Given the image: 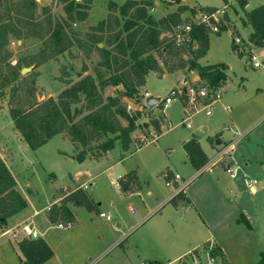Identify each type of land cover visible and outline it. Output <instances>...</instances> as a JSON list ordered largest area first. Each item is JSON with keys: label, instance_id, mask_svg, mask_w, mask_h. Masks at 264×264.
Listing matches in <instances>:
<instances>
[{"label": "rangeland", "instance_id": "1", "mask_svg": "<svg viewBox=\"0 0 264 264\" xmlns=\"http://www.w3.org/2000/svg\"><path fill=\"white\" fill-rule=\"evenodd\" d=\"M36 1L38 3L36 15L39 21H42L45 17H49L52 21H65L66 14L61 0ZM110 1H114L119 6L124 0H92L87 12L88 16L84 21L68 22L69 25L65 26L68 34L73 37V45L63 53L53 55L45 62L36 65V61L42 58L41 52L45 49L46 44L43 38L28 35L31 32L29 29L35 26L30 23L34 22L29 23L28 29L15 20L17 15H15L16 11L14 8L15 5L18 6L16 0H0L1 21H7L9 20L8 17H12L14 24L22 32L19 38L13 35L8 36V44L0 51L1 57H4L6 63L14 65L18 62L20 76L27 73L31 74L30 78L34 80L37 100H44L47 97L56 98L58 93L66 86L64 79L75 81L86 74L94 76V67L99 60L97 52L92 50L89 54H86L77 46L74 38L80 39L86 45H92L88 40L89 35L98 33L94 30V27L108 14ZM153 1L154 6L150 9V12L155 19L176 11L179 6L175 0ZM198 2L202 5L215 6L227 4L226 7L221 8H224L223 17L229 19L230 23L227 25L229 28H233V31H224L222 33L220 31L217 32L220 33L218 35L209 30V34L211 33L209 51L203 62L214 63L221 61L225 66L230 65L228 71L225 67L227 80L222 85L221 101L225 106L229 105L231 111L226 112L223 105L216 103L210 115H206L204 111H199L185 116L181 113V103L175 101L169 107L170 120L167 122L163 108L157 105L152 109L153 105L144 104L146 89L144 86H140L136 97H121V103L128 112L132 115H135L136 111L140 112V116L136 120L137 128L131 134L133 142L129 149L138 146L141 148L130 152L123 162L117 163L116 161L119 156L125 154L119 141H116L114 148L108 151L107 157L98 161L87 159L79 162L76 159H71L68 154H75L73 153L72 143L58 135L53 136L38 150H32L26 142L19 144V146H22L21 149L17 145L16 138L12 135L13 131L17 130L8 112L7 97L9 88L4 89L5 96L0 98V135L4 133L7 134L6 137H9V141L6 140L8 150L4 153L7 159L12 160L10 168L17 177L20 186H25L24 193L28 195L29 204L8 221L7 228H10L9 232L2 234L4 229L0 227V264L27 263L17 247L19 240L28 238L22 231V225L25 222L35 227L40 234L39 237L43 238L53 251L52 257L43 264H137V261L141 262L140 256L137 260H134L136 255L133 256L132 253L131 258H133V261H128L123 249L125 239L129 232L133 233L135 229L136 235L144 234L147 229L151 230V227L158 219V215L154 216V214L150 213L143 219L140 228L130 229L127 233L123 232L137 221L140 215L137 205H142L144 200V203L149 204L151 198L145 195L147 189L153 192V196L156 194H170L181 189L177 188L175 190V185H166V177L162 174L163 171L168 172V176H170V172L173 174L178 173L181 177L177 180V185H191V191L204 181L210 173L209 170H204L195 178L188 180L190 178L186 173L188 166L184 163L186 156L181 145L182 140H185L189 132L195 131L201 137L202 143L206 148L204 137L213 134V129L210 128L208 131H203L201 127L203 123L215 125V129H221L233 119V124L235 125L232 123L230 125L234 129L236 128L238 132L245 133L236 142L235 153L239 155L242 164L244 161H248L251 168H259L256 161L264 160V145L262 147L259 146L260 143L263 144L262 142H264V92L255 96L254 91L256 87L264 86V56L260 55L258 48L256 49L245 39L248 34L247 29H240L239 33L236 26L232 25V23L237 21L242 26L241 20L246 17L245 12L241 11L237 2L234 4L226 3L225 0H198ZM180 3H184L189 8L181 13V17L183 19L188 17L191 21L195 19L194 16L197 13H192L191 9L202 8L194 5L193 0H181ZM248 4L249 7H255L264 4V0H249ZM44 8H46V11L43 10ZM177 30L178 28L175 29V31ZM173 33L174 31L172 33L163 32L161 37L166 38ZM106 34L107 32L101 33L103 36H106ZM234 36L240 37L242 45L246 47H244L245 51L241 54L235 50ZM102 45H104L103 42L98 43V46ZM187 55L190 57L189 53ZM187 55L184 57L187 58ZM252 55L255 56L253 61H259L261 67H253L251 63ZM154 56L159 64L162 65L158 55L154 53ZM166 59L169 61V63L166 62L164 65L166 70L168 66L178 63L175 57ZM26 61H31L30 63L33 62V64L24 66ZM23 68H28L29 70L23 73ZM165 69L162 73L168 74L169 72ZM188 71L189 69L187 68H181L172 72H180L185 75ZM162 73L154 72L155 75H150L147 79L148 91L155 97L160 98V103H162L161 99L167 95L171 88L181 85L182 79L180 78L181 76L176 78L175 75L178 73L169 74L165 77H162ZM241 82L244 83L245 88L242 87ZM188 84L198 86L201 82L195 83L189 80ZM236 90L237 92H235ZM121 91V86H108L101 94L105 99L108 95H120ZM138 97L141 100L140 103L135 100ZM153 120L159 121L161 129L165 126L163 135L157 139H155V136L158 132L151 125ZM121 122L126 124L123 119ZM188 123L191 128L188 127ZM59 134L69 138L66 132ZM223 135L224 137H229L230 133L223 131ZM97 143V141H92L90 144L93 146ZM13 146L16 148L14 149ZM75 148L77 154L82 147L79 146L77 148L75 146ZM206 151L211 155L210 150L206 148ZM107 153L100 157L107 155ZM100 157L92 155V157L88 158L98 159ZM122 163L123 166H120ZM136 164H139L141 169L139 173L140 194L126 199L119 194L115 182L125 171L135 168ZM222 164L223 162H219L214 165L216 166L215 169L221 167ZM260 169V171L264 172V167ZM259 174H255V176L259 177ZM76 178L80 183L86 181L87 184H92L89 193L95 201V208L86 210L83 207H75L73 209L74 220L71 223L61 220L63 227H58V221L51 222L49 220L48 207L50 208L54 203L59 204L71 192L72 188L67 187V189H64V187L70 184L72 179ZM258 196L261 199L256 205V214H253L251 219L248 217L252 224V230H249L241 223V225H237V228H232L228 232L229 235H227L225 244L232 264H256L261 258L260 253L264 251V195L262 193ZM98 203L100 204L98 205ZM128 204H131L135 212L128 209ZM71 206H73V203L68 204L70 210ZM101 212L105 214L111 213V218L107 220L105 216L100 215ZM117 222L121 223L120 227L116 226ZM226 234L227 232L223 236ZM155 236L154 239L156 241L163 242L167 246H165L166 248L163 246L159 248L152 243H146L142 247V252L150 253L152 259H148L147 262L142 264H165L171 255L183 248V245L188 242L184 241L183 236L178 233L167 232L160 234L159 231H156ZM204 238L205 236L200 235L195 240L188 242V244L192 246L196 242L201 243ZM208 250L209 245L202 246V259H196L197 262L201 263L207 260L205 253ZM220 260L227 264L225 259L220 257ZM193 263H195L193 260L184 257L182 260L171 264Z\"/></svg>", "mask_w": 264, "mask_h": 264}, {"label": "trees", "instance_id": "2", "mask_svg": "<svg viewBox=\"0 0 264 264\" xmlns=\"http://www.w3.org/2000/svg\"><path fill=\"white\" fill-rule=\"evenodd\" d=\"M92 0H61L66 14L65 21H52L45 17L39 21L36 0H16L15 20L29 29V23L35 25L28 35L43 38L45 49L41 52L42 58L36 65L45 62L53 55H59L73 45L71 35L65 29L68 22L84 21L88 16L89 5ZM179 6L176 11L155 19L150 9L154 6L153 0H124L117 6L114 1L108 4L109 12L104 19L94 27L98 33L89 35L86 45L78 38H74L77 46L86 54L95 50L99 60L94 67V76L86 74L75 81L64 79L66 86L56 98L47 97L37 100L34 80L30 73L20 76L18 62L14 65L6 63L0 53V98L5 96L4 89L9 88L8 105L9 115L23 140L32 149L36 150L44 145L56 134L66 132L69 139L78 148L76 154L79 162L88 157H100L112 150L115 142L119 141L123 151L129 150L132 132L137 128L136 120L140 112L132 115L121 103V97H136L140 86L145 83L149 72H159L165 69L166 58L178 60V63L168 66L167 72L187 68L195 70L201 84L219 87L225 84L227 74L223 63L201 65L197 60L204 56L209 45V28L203 23H195L184 19L181 13L188 10L181 0H175ZM238 5L244 8L247 0H237ZM15 3V4H16ZM46 11V8L43 9ZM200 10L209 12L216 8L202 7ZM192 13L197 11L191 9ZM246 21L252 31L248 41L255 48L264 45V4L256 6L246 13ZM2 22L0 19V51L8 44V36L21 37L22 32L14 24L12 17ZM186 24L191 25L189 31L190 42L178 44L175 29ZM41 29V30H40ZM223 28H220L222 31ZM162 38L163 32L172 33ZM107 32L106 36L101 33ZM103 42L104 45L98 46ZM192 43H196L193 49ZM192 45V47H191ZM154 53L162 61L159 64ZM190 54V57L187 54ZM187 55V58L184 56ZM4 62V64H3ZM26 61L24 66H29ZM3 64V66H2ZM203 82V83H202ZM108 86L122 87L120 95H108L105 99L101 92ZM137 103L141 100L135 99ZM161 103L159 102L158 105ZM163 108V106H160ZM125 120L123 124L121 120ZM151 125L160 133L159 121L153 120ZM97 141L96 145H91ZM191 165L200 170L207 162V156L195 138L183 144ZM90 155V156H88ZM202 170L201 172H203ZM199 172V173H201ZM183 189L179 190L168 202L176 203L182 198ZM69 203L93 210L95 205L89 195L82 188L71 191L59 204L54 203L48 209V218L51 222L71 223L74 214L68 207ZM27 206V201L16 187V181L11 171L0 156V227L7 223V219L17 214ZM237 223L244 224L248 229L251 225L243 213L236 219ZM17 247L26 264H43L53 255L51 247L41 238H22ZM218 248H212L210 255L218 257ZM222 255V254H221ZM220 255V256H221ZM256 264H264V251Z\"/></svg>", "mask_w": 264, "mask_h": 264}, {"label": "crops", "instance_id": "3", "mask_svg": "<svg viewBox=\"0 0 264 264\" xmlns=\"http://www.w3.org/2000/svg\"><path fill=\"white\" fill-rule=\"evenodd\" d=\"M225 1L226 3L228 2L230 4L232 3L234 4L237 2V0H225ZM248 3H249V0H247V4L244 8L240 7L243 13L244 12L246 13L247 11L254 8V7H249ZM180 4H184V3H180ZM193 4L201 6V7H212L216 9H222L221 7L227 6V4L223 6H215V5H209V4L202 5L198 2V0H193ZM196 9H197L196 11L200 10L199 8H196ZM227 19L228 18L223 17V23L220 26V28L222 27L223 30L221 32L219 31L220 33L224 31H228V32L233 31V28L228 27L227 24L230 22H229V19L228 20ZM246 20H247L246 17H244V19L241 20L242 26H240L237 21L232 23V25L236 26V29L238 30L239 33H240V29H247L248 34H247V37L246 38L244 37V38L248 40V37L252 31V28L249 24H244L243 21H246ZM215 33L220 35V33H217V32ZM210 34H209V45H210ZM192 45H194L193 49L196 48L197 46L196 43H192ZM209 45H208L206 54L202 56L201 58H199L197 61L201 65L223 63L221 61L214 62V63L213 62H203V60H205L206 55L209 51ZM258 50H260V55L264 56V45L263 47L258 48ZM259 67H261V64ZM259 67H256V68H259ZM226 68L228 71L230 69V65L226 66ZM177 73L176 72H169L168 74L162 73V77H165L166 75H169V74L170 75L177 74L175 75L176 78H179L180 76H181L180 78H182L180 86L187 84L189 80L195 83L200 82L199 75L195 70H189L187 74L185 75L181 74L180 72H177ZM150 75H155V74L154 72L153 73L149 72L148 75L145 77V83L143 86L146 89V92L154 96L147 89V79H148V76ZM241 83H242V87L245 88L244 83L243 82ZM235 92H237V90ZM263 92H264L263 85L256 87L254 91L255 96H258L260 93H263ZM174 102L168 104L167 106H163V103L159 105V106H163V113H164V117L167 122L170 120V115L168 112L169 107ZM218 103L223 105V108L226 112L231 111V107L229 105H226V106H229V109H226V106L222 103V101ZM157 105L158 103L153 105L152 109L155 108ZM180 107L182 108L181 113L185 115L183 106L181 104H180ZM231 123L232 124L234 123L233 119H231V122L223 126L221 129H215V125H209L206 123L202 124L201 127L203 131H208L210 128L213 129V132H212L213 134L206 135L204 137L206 148L207 150L211 151V155L207 153L206 148L204 147V144L202 143L201 137L195 131L189 132V135H187L185 140H182L181 145L183 147V144L186 141H188L191 138H195L198 141L203 152L206 154L207 158L209 159L215 154L220 144L225 143L235 137V133L238 132V130L236 128L234 129L233 126L230 125ZM188 127L191 128V125ZM164 128L162 127L163 129L162 130L160 127L161 132L155 136V139L163 135L165 131ZM223 131L229 132L230 133L229 137H224ZM1 135H0V156L4 160L9 170L11 171L12 175L14 176L15 181H16V187L21 192L23 197L26 199L27 205H28L29 198H28V195L24 193L25 186L24 187L20 186L17 180V177L15 176V174L10 168V164L12 163V160L7 159L4 153L6 150H8V147L6 146V140L9 141V137L8 136L6 137L7 134H4V133ZM12 135L16 138L18 147L22 149V146H19V144L21 145V143L25 141L23 140L18 130L13 131ZM56 135L60 136L62 139H68L72 143L73 148H74L73 153L75 154H68V155H70L71 159L75 160L76 148L73 142L68 137H65L61 134H56ZM262 143L263 144L261 143L259 144L260 147L264 145V142ZM13 147L14 149L16 148L15 146ZM139 148L141 147L138 146L136 148H130L127 151H123L125 152V154L123 156H119L118 160H116L117 163L123 162L125 157L130 152H132L133 150L137 151ZM59 152H62V151H59ZM108 154L109 152L107 153V155L102 156L98 159L86 158L85 160L88 159L92 161H98L99 159L107 157ZM185 156L186 157H185L184 163L187 164L188 166V170L186 171V173H187V176L190 177L188 178V180H190L193 177L195 178L197 175H199L200 174L199 172H201V170H197L191 165L186 152H185ZM230 158H231V164L233 166L240 167L238 173L234 177L230 176L225 171V164L230 160ZM224 159L225 160L221 161L223 162L222 166L219 167L218 169H215L216 166L214 165L209 167V169H206V170H209L210 173L207 175L204 181L199 183L195 187V189H192V191L190 189L191 185L190 186H186V185L183 186V184L177 185V180L179 178L175 179V174H178V173L173 174L172 172H170L171 174L170 176H168V172H165V171L162 172V174H164V176L166 177V181L170 182V185L168 186L175 185L176 186V187L174 186L175 190L177 188L183 189L182 198L178 199L176 203H171V202H168V200L177 193L175 191L170 194H165V195L156 194L154 196H153V192L150 189H147L145 191V195L151 198L149 201V204L144 203L145 202L144 200L142 205H137V208L140 211V215L137 221L134 222L131 227H127L123 233H127V231H129L130 229L133 230L135 228L137 229L140 228L142 226L140 224L142 223L143 219L147 217L150 213L154 214V216L158 215V219L155 221L154 225L151 227V230L147 229L146 232L142 235H136L135 234L136 229L133 233H130L131 231L129 232V234L127 235L125 239L126 240L125 244L123 245L124 253L128 261L130 262L133 261L132 260L133 258H131V253L133 254V256L136 255L134 260H137V258L140 256L142 261L141 262L137 261L136 262L137 264L138 263L142 264L143 262H147L148 259H152L151 258L152 256L150 255V253L146 254L145 252H142L143 250L142 247L146 243L147 244L152 243L153 245L159 248L162 246L163 247L167 246L166 244H163V242L156 241L154 239L156 237L155 236L156 231H159L160 234L167 233V232H171L173 234L178 233L179 235L183 236L184 241H188V242L195 240L196 237L200 235H203V237L205 236L204 240H202L201 243L196 242L192 246H189L188 242L185 243L183 245V248H180L179 251L171 255V257L168 258V262L165 264H171L173 262L180 261L184 257H188L194 262L196 261V259H202L201 251H202V246L204 245H209V250L206 253L204 252L207 256L210 254V250H212V248H218L220 253L222 254V255L220 254L221 256L219 255L218 257L225 259L227 264H232V261L228 255L225 240L227 239V235H229L228 232L230 231V229L237 228V225H241V223L236 222V219L238 218L240 213H243L247 219L248 217L249 219H251L252 215L256 214L255 212L256 205L258 201L261 199L258 195H261L262 193L264 195V172L260 171L261 170L260 168L264 167V160L256 161L258 162L257 166H259V168L258 167L251 168L248 161L247 162L244 161L243 164L240 162L239 155L236 154L235 151L232 153V157H225ZM136 165L137 166L135 168L125 171L121 176L117 178V181L115 182V184L117 185L116 187L119 190V194L123 198L129 199L132 196H136L140 194L139 193L140 192L139 173L141 172V169H140L139 164H136ZM120 166H123V163ZM258 173H260L259 177L255 176V174H258ZM199 178H202V177H199ZM91 185H92L91 183L87 184L86 181L80 183L78 182L76 178V179H72V182L68 184L66 187H64V189H67V187H70L72 188L71 191H74L78 188H82L89 195L93 203H95L93 197H91L90 196L91 194L89 193V189ZM99 204L100 203H98V205ZM127 206L130 211L135 212L131 204H128ZM75 207H82V206H77L73 204V206H71L72 213ZM101 213H104V212H101ZM108 214L111 217V213H108ZM14 216L15 215L8 218L7 223ZM7 223L2 227L4 229L2 234H5L10 231V228H7ZM250 225H251V229L249 230H252V224L250 223ZM116 226L120 227L121 223L117 222ZM220 229L222 231L221 233H220ZM225 232H227V234L223 236ZM160 264H164V263H160Z\"/></svg>", "mask_w": 264, "mask_h": 264}, {"label": "built area", "instance_id": "4", "mask_svg": "<svg viewBox=\"0 0 264 264\" xmlns=\"http://www.w3.org/2000/svg\"><path fill=\"white\" fill-rule=\"evenodd\" d=\"M224 9H217L216 11L209 12L205 10H199L195 14V19H193V22L195 23H203L205 24L209 30L213 32H219L220 26L223 23V16H224ZM197 19V21H195ZM191 29L190 24H186L183 27H181V31H176V42L178 44H184L190 42V36L189 31ZM234 45L236 46L235 50L237 53H242L245 51V46L242 45V40L238 36H234ZM245 47V48H244ZM255 59V56L252 55L251 57V63L253 67H259L260 62L259 61H253ZM152 96L148 92L144 93V104L146 103V98ZM154 97V96H153ZM222 97V87H213L208 84H199L198 86H195L193 84H184L182 86L173 87L169 90L167 95L161 99V102L164 106H167L168 104L179 101V103L182 104L183 110L185 112L186 116H189L191 113L204 111L206 115H210L212 113V109L214 107V104L221 101ZM226 109H229V106H226ZM189 126V124H188ZM245 133L236 132L235 137L230 139L229 141L222 143L219 145L218 149L216 150L215 154L210 157L206 164L200 169L206 170L209 169V167L216 165L217 163L225 160V157H232V153L235 150L236 142L240 137H243ZM239 166H233L231 164V158L230 160L225 164V171L232 177L236 176V174L239 171ZM180 178L179 174H175V179ZM166 185H170L169 181H166ZM101 216H105L106 219H110L109 214L101 213ZM58 227H63L62 223H57ZM22 231L25 236L31 239L38 238L40 236L39 232L29 223H24L22 225ZM193 264H224L220 257H213L210 254L207 256V260L204 262H197Z\"/></svg>", "mask_w": 264, "mask_h": 264}, {"label": "water", "instance_id": "5", "mask_svg": "<svg viewBox=\"0 0 264 264\" xmlns=\"http://www.w3.org/2000/svg\"><path fill=\"white\" fill-rule=\"evenodd\" d=\"M27 70H29V69H28V68H23V69H22V72L24 73V72H26ZM159 100H160V98H158V97L149 96V97L146 98L145 101H146V103H147L149 106H152V105L158 103Z\"/></svg>", "mask_w": 264, "mask_h": 264}]
</instances>
